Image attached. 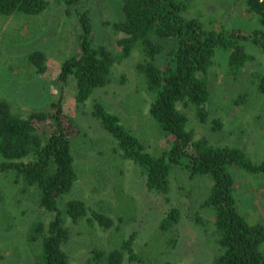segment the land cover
<instances>
[{
	"label": "trees",
	"instance_id": "obj_1",
	"mask_svg": "<svg viewBox=\"0 0 264 264\" xmlns=\"http://www.w3.org/2000/svg\"><path fill=\"white\" fill-rule=\"evenodd\" d=\"M54 1L62 5L65 16L76 17L78 29L76 49L59 67V94L46 108L24 114L13 109L8 100L0 99V173L12 171L22 185L21 191L30 192L42 209L28 236L40 242L34 264H72L70 251L75 238H94L96 227L113 229L115 236L108 244L94 238L96 241L88 245L85 264H122L125 259L177 264L163 253L168 254L179 242V208L158 207L162 218L157 229L166 235L157 245L163 249L157 253L155 249L145 258L135 251L139 231L133 229L124 235V227L136 217L133 204H120L115 219L109 204L93 207L81 198L62 199L79 179L73 144L82 136L81 127L63 110V89L73 85V100L83 106L98 88L111 84L113 66L134 51L139 53L135 71L149 96L148 115L164 142L156 151L148 150L116 109L94 99L89 115L111 136L113 158L118 165L131 163L146 193L160 196L163 202L170 201L175 180L178 190L191 202L187 218L202 229L213 252L208 264H264V223H249L238 211L234 195L237 170L264 180V157L254 159L239 144L212 143L205 135L197 136L193 124L203 125L209 118V76L218 51L227 53L225 74L248 85L233 100L235 106L246 103L250 90L264 95V0H242L246 13L251 19L254 15L261 26L250 31L215 27L218 20L202 10L199 0H120L122 19L103 21L104 28L114 35L113 45L95 42L90 10L80 7L82 0ZM49 3L0 0V15L33 17L47 10ZM249 45L258 48L262 61L242 77L246 66L257 57ZM47 60L43 50L26 53L17 65L18 75L25 80L44 75ZM222 128L220 118L210 120V132ZM121 171L119 167V175ZM115 191L121 198V186ZM2 200L0 189V203ZM3 258L0 255V264H5Z\"/></svg>",
	"mask_w": 264,
	"mask_h": 264
},
{
	"label": "rangeland",
	"instance_id": "obj_2",
	"mask_svg": "<svg viewBox=\"0 0 264 264\" xmlns=\"http://www.w3.org/2000/svg\"><path fill=\"white\" fill-rule=\"evenodd\" d=\"M47 1L50 2L48 9L37 16L0 15V99L8 100L13 109L22 114L36 108H46L55 99L59 94L57 74L60 64L76 49V17L65 16L62 5L54 0ZM80 5L90 10L95 42L113 45L114 35L104 28L103 21L122 19L120 0H82ZM199 6L218 20L215 27L241 28L246 31L261 27L254 15L251 19L252 16L246 13L242 0H199ZM248 48L251 53L257 52V57L246 66L242 77L247 76L250 70L256 68L257 62L262 61L256 46L249 45ZM35 49L46 52L48 70L42 76L25 80L18 75L17 65L26 53ZM138 58L139 53L134 51L124 61L115 64L111 84L98 88L83 106H77L73 100V85L63 89V110L81 127L82 136L73 144V154L80 171L79 179L74 190L62 199L81 198L93 207L109 204L115 219L120 204L126 201L133 204L136 217L124 227V235L133 229L139 231L135 251L145 255V258L150 257L151 251L156 249L157 253L163 249L159 246L166 234H160L157 229L162 218L158 207L164 204L179 208L182 214L180 225L176 227L179 242L168 254L164 251L163 256L177 264H208L213 252L204 239L202 229L187 218L191 202L178 190L175 180L169 202H163L156 194L146 193L134 166L129 162L118 165L110 152L111 136L89 115L93 100L100 99L120 113L125 125L143 139L148 150L156 151L163 146L164 140L148 115L149 96L135 71ZM216 60L209 76L212 91L208 104L209 118L203 125L193 122L196 135H205L212 143L239 144L254 159L263 158L264 95L255 89L250 90L246 103L235 106L233 100L246 91L248 85L241 78L233 80L225 74L226 52L218 51ZM213 117L223 121L221 131L213 133L208 129ZM119 167L121 175L117 172ZM234 177L238 211L249 223H264V180L242 170H237ZM186 185L184 188L193 193L192 188ZM116 186H121L122 195L119 199ZM21 188V183L16 182L12 171L0 173V189L3 193L0 203V255L4 257L2 260L5 264H34L40 248V242H33L28 236L30 226L41 218L42 209L33 195L30 192L23 193ZM112 230L102 231L96 227L94 238H100L104 244H108L109 239L115 236ZM94 238L89 235L75 238L70 251L72 264H85L88 245L96 241ZM262 246L264 251V244ZM122 264L149 263H134L125 259Z\"/></svg>",
	"mask_w": 264,
	"mask_h": 264
}]
</instances>
